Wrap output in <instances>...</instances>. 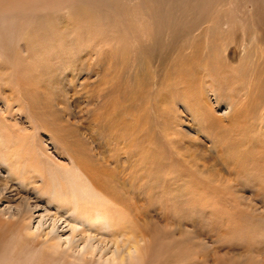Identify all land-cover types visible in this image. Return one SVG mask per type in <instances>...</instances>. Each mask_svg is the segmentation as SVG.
<instances>
[{"label":"rangeland","instance_id":"obj_1","mask_svg":"<svg viewBox=\"0 0 264 264\" xmlns=\"http://www.w3.org/2000/svg\"><path fill=\"white\" fill-rule=\"evenodd\" d=\"M251 9L231 6L216 51L195 37L192 52L129 47L110 63L56 55L21 89L0 64V132L39 172L95 176L103 208L143 233L147 264H264V33L250 35ZM21 225L0 220V246Z\"/></svg>","mask_w":264,"mask_h":264},{"label":"bare ground","instance_id":"obj_2","mask_svg":"<svg viewBox=\"0 0 264 264\" xmlns=\"http://www.w3.org/2000/svg\"><path fill=\"white\" fill-rule=\"evenodd\" d=\"M233 4L252 5L250 35L255 26L264 33V0H0L1 71L21 89L22 79L42 75L56 55L55 62L82 55L110 63L129 47L160 52L184 44L191 51L197 38L202 50L216 51L210 37L231 29ZM229 112L225 106L223 115ZM20 142L0 132V220L22 224L0 246V264L148 263L143 233L103 208L95 176L39 172Z\"/></svg>","mask_w":264,"mask_h":264}]
</instances>
